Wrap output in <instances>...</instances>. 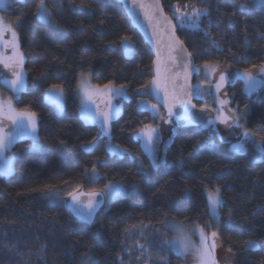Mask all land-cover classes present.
<instances>
[{"label": "trees", "instance_id": "16d2710c", "mask_svg": "<svg viewBox=\"0 0 264 264\" xmlns=\"http://www.w3.org/2000/svg\"><path fill=\"white\" fill-rule=\"evenodd\" d=\"M161 1L201 69L264 66V8L253 0ZM38 3L15 2L5 13L24 54L27 88L15 106L35 113L38 124L37 140L13 147V174H0V264H185L168 246L170 225L216 228L206 192L217 187L223 197L217 225L223 246L237 264H264V159L238 154L203 129L181 128L175 120L171 144L149 158L135 134L164 113L152 102L154 58L122 6L117 0H45L53 17L46 24L38 18ZM194 9L207 12L200 29L180 27L179 12ZM125 39L131 57L125 55ZM83 78L96 87L126 88L112 123V139L125 150L123 157L109 152L98 128L81 119ZM53 85L64 92L62 113L46 102ZM243 87L237 80L226 94L260 144L264 95L249 96ZM0 96L9 97L2 85ZM140 101L150 102V108L140 110ZM111 183H124L127 193L104 207L92 225L68 211L70 193H95ZM249 239L258 246L248 248Z\"/></svg>", "mask_w": 264, "mask_h": 264}, {"label": "rangeland", "instance_id": "374dc122", "mask_svg": "<svg viewBox=\"0 0 264 264\" xmlns=\"http://www.w3.org/2000/svg\"><path fill=\"white\" fill-rule=\"evenodd\" d=\"M22 1L23 0H7V3L5 4V6L0 8V18L3 19V21L6 25H10L14 29L16 36H17L16 43L18 45L17 48H15V49L13 48L12 43H11V41H12L11 32L5 30L3 35H0V59H2V60L13 65V67H6L4 63H0V81H1L0 85H2L8 91L9 95H11V93H12L15 96H17V100L20 99V97L22 96V94L25 92V90L27 88L26 73H25V69H24V54L21 50L20 40H19L17 31H16V28H15V26H13L11 23H9L5 19V13L9 11V9H10L9 6L11 4H13L15 2H22ZM252 3L255 7L264 8V5L259 4L258 0H253ZM53 7H54V4L51 5V8H53ZM192 13H189L188 11L179 12V14L176 18L178 25H180L179 24V17L182 14L190 15ZM50 14H51V11H50ZM51 16H52V14H51ZM46 24H49V23H46ZM127 44H128V46H130V48H132V46L130 45L129 42H127ZM16 53H19L23 56L22 69L15 65L14 58L16 56ZM125 55H126V53H125ZM132 55H133V50L131 51L130 54H127L126 56L131 57ZM14 68L16 71L22 70L24 73V89L19 95H17L15 93V91L13 90V88H11L9 86V84L7 83L8 80L15 78L13 76ZM213 69H215V71H213ZM245 71L250 72L253 76L257 77V79L264 80V66L259 67V68H255L253 70H238V69H234V68H230V67L227 68V66H223V65H211V67H208L207 69L206 68L202 69V74H201V76H199L197 78V80H198V82L209 84L212 87L213 92H212V96H211L209 102L203 106L206 110L211 111V116L201 129L206 131L210 136L218 138L221 142L227 143L232 151H234L238 154H243V155L253 153V159L255 161H261L264 159V154H261L259 152L258 147H257L259 145V143L256 141V139L253 137L252 134H251V139H249L246 143H244V147L242 149H234L233 148V145H236L238 143L245 141V137H244L243 133L245 131H247V132H249V131L245 127L244 117L242 115H240L239 113H237V111H235V108L231 106L232 100L231 99L229 100V96L226 94L227 87L229 85L233 84L234 82H236L237 80H239V81L241 80L244 84L243 91L245 94L250 96V95H254L256 93L262 92V94L264 95V84L259 85L257 87V89L255 91H253L251 94H249L246 91V80L243 77V73ZM221 72H223V74L225 75V81L221 84L220 89L217 90L215 88V84L220 83L219 74ZM87 81H85V79L83 78L79 84L81 119L86 124L94 125L98 128L99 135L106 140V147H107L109 152H111L112 154H114L118 157H123L126 153L125 150L122 149L121 147H119L118 145H116L112 139V123L120 115V113L122 111V99L127 98V90H126V88L122 87L124 90L123 96H116V95L112 94L109 90L110 89H120L121 87H116L113 85H109L107 87L106 86L105 87H96L92 84L89 85ZM60 90L62 92V106L61 107L58 108L55 103H53L49 100V91L47 92V95H46V102L48 104H51L54 107H56V109L59 113H62L64 110L65 96H64V92L62 91V89H60ZM89 96H90V98H89ZM9 97H7V98H9ZM16 101H15L14 105L16 104ZM221 101H224V103L221 104ZM85 104L91 105L92 109L96 112L98 121L103 119V117L101 116V113H110L112 111L111 106H117L118 105L119 106V113L117 115H115L110 121H108V123L104 126V128H102L101 124L99 122H92L91 120L85 119L84 113L82 111V107ZM149 108H150V102H148V101H140L139 102V109L140 110H148ZM16 110H17V112H23V110H19L18 108H16ZM221 113H223V115ZM224 116H230V117L234 116L236 119H235V121H233L232 119H229L228 123L226 124L223 122ZM35 118H36V130H37L38 119H37L36 115H35ZM169 120H171V122H169ZM150 127L155 128L159 134V140L155 145V155H154V157L151 158V159H154L157 156V151H158L159 147L166 149L171 144L173 137L175 135V132H176V122L173 119L167 118L163 114H160L157 117L155 124L150 126ZM145 129L142 131H139L135 134V139L140 142L144 152H145L144 146H143L144 140H143L141 134L145 131ZM36 135H37V131H36ZM26 140L34 141L31 136H28V138ZM18 142H20V141L14 142L12 144V148L10 145L9 147L11 149L7 148V150L4 152V157H7V158L12 157L10 165H9L10 171L8 172V174H6V175L3 174V170L0 169V174L2 176L7 177V178L10 177L14 171L15 158H13L11 151H12L13 147L15 146V144ZM112 148L119 149V151L114 152L111 150ZM146 155H147V153H146ZM98 178L99 177L97 176L95 178V180H98ZM115 184L121 185L122 190L116 195H110L109 185H115ZM109 185L103 189L96 188L93 191V192H96V191L101 192L105 196V200H106L105 208H108L114 201L125 197V195L127 193V186L124 183H111ZM82 192H84V189H79L78 193H82ZM207 192H206V197H207ZM221 198H222V204H223V197L221 196ZM69 199L70 198L65 199V204H67ZM222 204H221V206H222ZM221 206H220V208H221ZM220 208H219V219L213 217L210 214L212 220L215 223L216 228L209 227V229H208V228H203V227H199L196 225L192 226V225L183 224L184 225V235L191 241V247H189L188 250L184 251L183 255L178 254L168 244V246L171 248V250L183 259L185 264H203V261L200 257V253L196 251V249H198L201 245L200 234L198 231V229H201V228L203 229L204 235L207 238L206 242L209 245V251L212 254V259L215 261V264H237L236 259H235V255L233 254V252L226 249L223 246L222 242L220 241V237H219V233H218V229H217V225L219 224V221H220ZM174 224H182V223L176 222ZM171 229L173 230V235H172V239L169 241L180 240L181 234L178 233L174 228L171 227ZM212 232L217 233V236L215 237L216 246L214 249L211 248V241L213 239L211 236Z\"/></svg>", "mask_w": 264, "mask_h": 264}, {"label": "snow or ice", "instance_id": "6c2138e0", "mask_svg": "<svg viewBox=\"0 0 264 264\" xmlns=\"http://www.w3.org/2000/svg\"><path fill=\"white\" fill-rule=\"evenodd\" d=\"M133 2V10L132 14L136 15L134 9L135 7H141L145 9V16L151 19L149 17L147 9L152 7L151 5H145V4H138V0H132ZM7 3V0H0V8L4 7ZM258 3L261 5H264V0H258ZM243 7V6H241ZM158 12V8H157ZM37 14L38 18L44 22V23H52L53 18L51 14L48 12L47 6L45 4V0H39L38 6H37ZM206 10L204 12H201L200 10L194 9L193 13L190 15H184L182 14L179 17V24L182 28H188V29H200V19L203 15H206ZM164 23L169 25L174 33L175 25H172L171 21L167 18H164ZM18 26V25H17ZM5 30L11 32L12 34V46L13 48H17L18 45L16 43L17 36L14 31V29L10 25H6L2 18H0V35H3ZM172 41V47L171 51L175 52V56H170V59L174 64H177L180 68L185 70V73H187V70L189 69L191 65V61L189 60V54L186 53L183 42L179 41L175 36L173 35L171 37ZM214 46L215 42H213ZM125 48V53L130 54L132 49L127 44V40L125 39L123 45ZM15 65L20 67L22 69L23 64V56L19 53H16V56L14 58ZM0 63H4L6 67H13L12 64L0 59ZM193 71L196 69L193 67ZM159 71V70H158ZM215 71V69H213ZM13 76L14 79L8 80L7 83L17 95H19L23 89H24V73L23 71H16L15 68L13 70ZM243 77L246 80V91L251 94L253 91L257 89V87L261 84H264V80L257 79V77L253 76L250 72L245 71L243 73ZM185 80H187V75H185ZM219 81L220 83L215 84V88L217 90L220 89L221 84L225 81V75L223 72L219 74ZM153 84L155 87H159L157 81H153ZM107 87V86H106ZM61 86L59 85H53L52 88L49 90V100L57 105V107L62 106V92H61ZM112 94L116 96H123L124 90L121 87L120 89H110L109 90ZM207 92L206 89L200 88L199 86L196 87H189L185 85V90L183 91V100H180L179 96L173 95V98L169 104L168 107V116L171 118L173 116V108L176 106L177 101H179L182 105L183 110V119L186 120L188 123H193L195 120V113L191 111V108L189 107L191 102V97L193 94L203 96ZM154 94L159 97V91L154 90ZM90 98V96H89ZM224 101H221V104H223ZM112 111L110 113H101V116L103 117L102 120L98 121L96 112L92 109L91 105L85 104L82 107V111L84 113L85 119L91 120L92 122H99L101 124V127L104 128V126L110 121L115 115L119 113V106H111ZM192 107H195L194 105ZM153 112V115H158L155 107L151 109ZM3 114V103L0 102V115ZM223 115V113H221ZM9 121L12 122L13 128L12 131L8 132L4 129L2 125H0V169L3 170V174H8L10 171L9 167V161L10 158L4 157V152L7 150V148L19 137L21 136H31L32 139L35 141L37 139L36 135V118L35 113H32L30 111H23V112H15L11 109V105H9V111L6 117ZM179 118V117H178ZM232 119L235 121V117L230 116H224L223 122L228 123V120ZM171 122V120H169ZM211 123V122H210ZM142 138L144 140V150L147 153V155L152 158L155 155V145L159 140V134L155 128H151L150 126L145 129V131L141 134ZM245 137V141L238 143L236 145H233L234 149H242L244 147V143H246L249 139H251V133L245 131L243 133ZM34 148H38V145L34 143ZM258 150L261 154H264V141H262L258 146ZM114 152H118L119 149L112 148L111 149ZM110 188V195H116L122 190V186L119 184L115 185H109ZM72 197V202L68 204V207L70 210L78 216L79 218L85 220L86 222H91V217L93 215V212L95 208L97 207L98 201L89 200L87 205H84L82 201L79 200V197L76 193H70ZM207 200L209 203L210 208V214L219 219V208L222 204V198L219 192V188L209 189L207 192ZM87 208V212L84 211V208ZM170 227L174 228L178 233L181 234L180 240H173L168 241L167 243L180 255H183L184 251L188 250L189 247H191V241L184 235V225L183 224H173L170 225ZM201 239V245L198 249H196L197 252L200 253V257L203 261V264H215V261L212 259V254L209 251V245L206 242L207 238L204 235L203 229H198ZM212 241H211V248L214 249L216 246L215 237L217 236L216 232L211 233ZM245 245L248 248H256L258 245L254 240H247L245 241ZM90 259V258H88ZM87 264V262H86Z\"/></svg>", "mask_w": 264, "mask_h": 264}, {"label": "water", "instance_id": "95a60500", "mask_svg": "<svg viewBox=\"0 0 264 264\" xmlns=\"http://www.w3.org/2000/svg\"><path fill=\"white\" fill-rule=\"evenodd\" d=\"M117 1L122 6V9L129 19L132 27L138 32L145 44L149 47L154 58L153 80L151 83L152 102L161 108L167 118H170L168 116V107L173 95L179 96L180 100H183V91L185 90V85L193 88L199 86L200 88L206 89L207 92L205 95L200 96L193 94L191 97L189 107L191 108V111L195 113V120L193 123H188L182 118L184 113L182 110V105L179 101H177L176 106L173 108V116L170 118L175 120L181 128H202L210 118L211 111L205 110L204 108L197 106V104L206 105L212 96L213 89L206 83L196 82V79L202 74V69L197 66L193 56L190 54L184 43L183 47L186 53L189 54V60L191 61V65L187 70V73H185V70L180 68L177 64H174L170 59V56L176 55L175 52L171 51V37L174 35L179 41L182 40L178 35V28L175 22L165 12L162 1L138 0V4L142 3L152 6L147 9L151 19L145 16V9L138 6L134 9L136 15H133L132 0ZM164 18H167L171 21L172 25H175L174 33L171 27L164 23ZM193 67L196 69L195 71L192 70ZM185 75H187V80H185ZM153 81L158 82V88L154 86ZM154 90L159 91V97L154 94ZM193 105L195 107H192ZM77 195L79 200L82 201L84 205H87L90 199L100 202L93 212L90 223L73 214L67 205L68 211L75 219L86 225H92L99 212L105 207V196L100 192L80 193ZM71 202L72 198L68 204ZM84 211L87 212L86 207L84 208Z\"/></svg>", "mask_w": 264, "mask_h": 264}, {"label": "crops", "instance_id": "0c3cea01", "mask_svg": "<svg viewBox=\"0 0 264 264\" xmlns=\"http://www.w3.org/2000/svg\"><path fill=\"white\" fill-rule=\"evenodd\" d=\"M9 96H10L9 98L0 96V102L3 103V114L0 115V125H2L4 127V129L6 131H8V132L12 131V128H13L12 122L9 121L6 118L7 117V114H8V111H9V105H11V109L12 110H14L15 112H17L16 106L14 105L15 101L17 100V96H15L12 93ZM27 138H28V136H21L18 139H16L14 142L21 141V140H26ZM12 144H11V148H12ZM8 148H10V147H8ZM11 159H12V157H10L9 165H10ZM0 163H2V161H0Z\"/></svg>", "mask_w": 264, "mask_h": 264}]
</instances>
